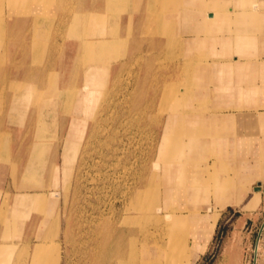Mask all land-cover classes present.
Here are the masks:
<instances>
[{"label":"rangeland","instance_id":"rangeland-1","mask_svg":"<svg viewBox=\"0 0 264 264\" xmlns=\"http://www.w3.org/2000/svg\"><path fill=\"white\" fill-rule=\"evenodd\" d=\"M55 1L41 3L43 7H39L35 12L33 6L28 3L30 0H16L14 6L11 0H0V96L4 97H0V101H3L0 102V111L3 109L0 112V242L18 243L15 264H22L21 259L31 249L27 244L34 245L44 238L51 241L45 252L48 264H52L50 261L55 263L60 253L59 264H109L108 259L109 262L115 260V256L111 257L110 250L113 248L112 253L115 250V235L119 230L124 231L121 243L127 249V257L132 253V247H136L140 240V230L152 228L156 230V235H163L162 231L143 219L138 205L149 201L151 194H158L162 190V185L151 173L156 160L160 159V163L164 164L163 157L159 158L158 149L170 113L164 107L172 100L173 95L180 92L182 86L188 90L185 84L194 81L187 68L191 69V66L198 65L211 55L205 54L204 47L194 51H181L178 46H172L173 41L169 39V33L170 36L181 34L180 21L175 23L176 28L158 30L157 27L163 25V22L157 24L145 15L147 7L151 6L152 9L161 6V2L157 0H126V5L112 10V7L96 5L102 0H77L79 5L73 7L68 5L72 1H67L63 7L57 6V0ZM127 11L129 14L136 13L140 18L134 22V17H130L128 33H134L136 26L139 31L137 35L141 37L118 40L119 42L114 44L117 55L96 64L97 76L90 77L88 86L96 92L97 107L94 117L88 118V127L80 141L75 160L72 154L68 158L69 167L72 164L73 169L67 175L63 162L64 145L70 133L72 119L75 116H84L81 110L84 103L79 94L69 98L72 105L60 101L54 119L53 115H47L40 109L38 94L44 92L43 96L50 104L53 99L59 97L56 96L58 91L68 97L64 87L69 83L71 87L78 89V75L84 74L91 64L83 42L87 39H98L100 35L119 34L121 18ZM77 12H90L92 16L88 22H81ZM109 14L112 15L108 17ZM23 16L31 19L29 29L28 22L21 21ZM15 17L20 18L19 21L16 22ZM73 17L77 20L75 18L72 27ZM102 20L104 23L100 22ZM71 27L79 28L76 31ZM10 32L12 35L8 34ZM35 33L38 34L37 39L32 36ZM87 34L95 36L84 38ZM151 36H157V49L154 47L153 38L150 41ZM114 39L117 41V38ZM27 49L42 51L28 53ZM74 49H82V52L77 54ZM101 65L107 67L101 68ZM102 75H106L103 82L100 81ZM62 76L66 77L65 82ZM28 90L31 97L25 105L27 110L24 118H20L18 112L10 114L14 95ZM196 103L199 104L197 101ZM202 103L206 102H200ZM71 106L74 109H71ZM40 118L44 123L46 121L45 135L38 133ZM40 140L49 146L45 155L46 164L26 173L30 152L36 141ZM247 154L248 152H245L241 160H229V157L223 160L234 162L241 168L247 161ZM55 164L59 168L57 186L51 183ZM247 165H251V162ZM263 171L264 167H258L255 175H261ZM222 176L226 177V174L223 173ZM40 177L45 184L38 185ZM21 183L37 186L21 187ZM256 184L255 190L253 185L250 186L249 194L241 200L242 202L237 201L240 199L238 195L241 190L236 184L227 186L225 191L219 193L228 195L224 204L215 194H211L209 200L212 207L208 215L210 217L217 214L219 217L205 251L195 264H264V181H255L254 185ZM259 189L260 201L254 205L249 204ZM35 190L47 192L45 208L47 212L53 211L41 229L43 234L38 236L44 214L33 211L29 216L24 215L25 221L20 224L19 230L15 231L20 235L16 233L15 236H5L3 212L11 206L17 192ZM55 191H59V196H52L51 193ZM30 206L32 208V205ZM15 211L19 215L17 208ZM21 218L24 220L23 215L17 217L23 221ZM31 222L35 224L32 225ZM51 231L55 233L51 234ZM129 240L134 243L131 244Z\"/></svg>","mask_w":264,"mask_h":264},{"label":"bare ground","instance_id":"bare-ground-1","mask_svg":"<svg viewBox=\"0 0 264 264\" xmlns=\"http://www.w3.org/2000/svg\"><path fill=\"white\" fill-rule=\"evenodd\" d=\"M15 1L16 0H11L13 6ZM67 1H72L70 4H68L72 7L79 5L78 3L79 1L77 0H57L56 5L63 7V5H66L68 3ZM157 1L161 2L160 3L161 6L151 9L150 8L151 3L149 2L148 6L150 7H147V13L145 12V15H147L149 19L156 21L157 24L159 22H163V25L157 27L158 30L161 29L165 31L167 28L169 29L176 28L175 23H178L179 21L182 23L183 19L188 20L190 18L197 20L200 12H202L200 11V9L203 6L211 8L212 11L207 12L211 20H216L217 17L225 18L229 15V12L220 13L219 11H216L215 9L217 6L215 5L214 2L212 3L211 1L196 2L194 5L195 8L200 4L198 10L188 8L186 5L183 4L182 0H157ZM43 2L53 3L56 1L30 0V2L28 3L31 6H33L32 9L36 12L43 7L41 4ZM242 2H244V0H242ZM105 4H106L105 7L106 6H108L109 8L112 7L111 8L112 10L115 7L118 8L119 6L122 7L123 5H126V0H110V1L106 0ZM14 8H17L16 10L19 11L18 7L15 6ZM76 14L80 17L81 22H88L92 16V13L90 12L86 14L84 12L83 13L77 12ZM241 14L243 15L244 13L241 12ZM111 15L109 14L108 17H110ZM76 17H73L74 19H72L73 21L72 27ZM14 20H16L17 22L18 18ZM100 22L104 23L103 20ZM210 24L211 23H208L207 27L210 28L211 27ZM202 25L205 26L206 24H202ZM198 26L199 25H197V28ZM1 27H2V23H1ZM78 28L76 29L72 28V29L77 31ZM12 31L13 30H11V32ZM11 32L8 34H11ZM76 35L81 36L78 35L77 33ZM88 36H95V35L87 34L84 36V38H87ZM33 38L37 39L38 34L35 33L33 35ZM114 38H117V41ZM120 39H123V37L118 36V34H114V35L111 34L109 36L100 35L98 39H92V40L87 39L85 40V42H83V45L86 47L85 50L88 52L89 59H91V64L84 71V74L78 75L77 80L80 86L78 87V89L71 87V85H69L70 83L68 84L69 86L67 85L64 87L68 93L67 98L65 95H62V92L58 91L56 96L59 97L53 99L49 104L47 103L46 98L43 96L44 92H40V94H38V105L40 109L42 110V112H44L47 115H53L54 119H56L58 112L56 108L60 101L63 100L64 101L63 104L66 102L70 103L71 100L69 98L72 95L79 94L82 98V102L84 103V107L81 108V110L84 112V116H75L72 119L70 125V133L64 145L63 162L67 175L73 169L72 164L69 167V164L67 162L68 158L70 157V154H72L73 160H75V157L80 148V141L84 136V134L86 133L88 127V118L90 116L94 117L95 109L97 107L96 92L90 89V87L88 86L90 85L89 84L90 77L97 76L95 72V69H97L96 64L107 61L110 58L117 55L116 50L114 48V44L118 43ZM169 39L173 41V43H171L172 46L175 45L178 46L177 42L174 43L175 40L173 39L172 36H170V33H169ZM242 43L243 42H240L239 46H241ZM74 50L76 51L77 54L82 52V49H74ZM27 51H29L28 53H32V52L38 53L42 51V49H27ZM198 58L199 57H197V59ZM201 62L203 61H200L198 65L191 66V69L187 68L188 74L190 73V75L194 79V81H191V83L185 84L186 86H188V90L187 89L185 90V88L182 86L180 92L176 95H173L174 97H172V100L169 101L168 104L165 105L164 107V109L167 112H170L168 114V119L166 120L164 126L165 129L163 131L158 147L159 158L163 157L164 164L160 163L161 162L159 161L160 159L158 161L156 160L154 162L155 165L153 164L154 170L151 173L153 176H156L158 182L162 185L161 188L162 190L160 191V193L158 192V194L157 193L151 194L149 196L150 197L149 201L142 200L143 202L138 205V208H140L141 216L143 217V219H145L147 223L148 222L152 223L153 225L151 226H154L156 229L158 228V230L163 232V235L162 233H161L162 236L156 235V230H153L152 228H148V229L144 228L142 229L143 232L140 230V233L138 235L140 240L138 239L139 242L136 243V247L134 246L132 247L133 251L130 254V256L127 257L128 255L125 254L127 249L125 248L124 244L121 243L124 231L119 230L115 235V237L117 238V243L115 244L116 245L115 250L113 251V253H112L113 248L110 250L111 251L110 254H112L111 257L115 256V260L112 259L111 262H109L108 259L109 264H127V263L129 264L131 263L133 264H195L199 256L205 251L207 244L215 230L216 222L219 217V215L217 214H212L210 217L208 215L211 212V207H212L211 205L212 202H210L209 200L211 194H215L216 195L215 197H217V199H219V201L224 204L225 201L227 202V199L225 198H227L228 195L226 196L219 193L225 191L227 186L231 184H236L241 190L240 194L238 195V198L240 199H238L237 201L242 202L241 200H244L247 194H249L248 190L250 186L253 185V190H255V186H257V184H260L257 183L256 185H254L255 181H257L258 179L264 181V171L262 172L261 175H255V173H257L258 167L261 166L264 167V141L263 142L260 141L261 145L258 146L253 144L249 146L240 145L237 148L235 146L233 147L227 146L226 143L232 141H229L226 138H219L218 136L215 135V132L213 131L214 128L216 127H227L226 123H228V121L229 122L233 121L231 120L232 118L226 119L225 120L226 122H224L222 125H217V123L215 124L213 119L211 118H210L211 120H209L208 122L204 120V115L202 116V114L204 112L203 109L207 108V103L200 104V102H203L200 101V96L203 94L200 88L201 85L200 83L202 82L200 80L199 77L200 74L198 71ZM68 71L70 72V74L72 73L70 68L68 69ZM68 71L65 72V74L68 73ZM45 75H47V73H45ZM65 78L64 77L62 78L63 82H65L66 80ZM2 87L4 88V86ZM30 97H31V92L29 90L24 92L21 91L17 95L15 94L14 97L12 98L13 100L10 107V114H13L14 112H18L20 118H24V115L27 110L25 105H27L26 103H29ZM2 99L0 101L1 103L3 102ZM196 101L199 102V104H197ZM70 104L72 105V103ZM0 108H2V106H0ZM71 109H74V107L71 106ZM2 110L0 112H2ZM63 112L66 111L63 110ZM2 120L4 119L2 118ZM45 123L44 120L40 118V122L38 124V133L40 135H45V133H47V128L45 126L46 125ZM204 123H208L211 125V128H209L210 130L208 131V133H205L206 127ZM1 133L2 132H0V134ZM241 142L246 144L247 140L245 139V137H243ZM256 142L257 140L255 141V144ZM48 149L49 146L45 144V141L42 140L36 141L35 145L33 146L30 152V157L25 170L26 173L27 171H30V169L35 170L36 167L38 168L45 166L46 164L45 155ZM244 151L248 152V154H252L253 161L251 162V165H247L250 162L247 160L245 165L239 168V165L234 164V162H228V161L226 162L225 160H223L224 157L226 158L229 157V160H232L233 158L235 159L237 158L238 160H241L240 158H242V156L245 154ZM53 169L54 171L51 175L52 176L51 183L54 184V186H57L59 185L58 165L55 164V167ZM247 170L251 171L250 174L251 177H245L246 175L244 173ZM223 173L226 174V177L222 176ZM28 178H29V174H28ZM30 181L32 182V180ZM251 182H253V184H251ZM43 184H45V181H43V179L40 177L38 181V185H43ZM31 186H37V185H26L21 183V187H31ZM68 189L66 190L68 191ZM46 193H47L46 191L35 190V191H21L15 194V196L13 197V201L11 202V206L7 207L6 210L3 212L2 221H3V228L5 229L4 231L5 236L7 237H10L12 235L15 236L17 233L15 231L19 230L20 224H22L25 221V216L31 215L33 211L44 214L42 220L40 221L38 236H41L43 234L41 232V229L43 228V225L47 223L48 217L51 216V214L53 213V211L47 212V209L45 208L46 195H47ZM51 194L53 197L59 196V191L52 192ZM260 194H261V189H259L255 193V196H253L250 199L249 204L254 205L258 203L261 199ZM159 197L161 198L159 199ZM53 201L57 202L55 199H53ZM216 204H218V200L216 201ZM30 205H32V208ZM16 208L19 211V215L18 212L16 213L15 211ZM22 215L24 217V220L23 218H21L23 221L17 219V217H22ZM110 217H112V213ZM91 218L93 219V217ZM53 223H51L53 225V226L51 225L52 227H54V224H56ZM53 232L51 234H53ZM130 232L133 231L130 230ZM58 233H56V235ZM17 234L20 235V233ZM127 234H129V232ZM128 242H130L131 244L134 243L132 240H129ZM50 245H51V241L45 238L40 239L34 245L27 244V247L29 248L31 247V249H29V251L26 252V256L21 259V261H23L22 264H48V261H46L45 258V252L50 247ZM17 246H18L17 242H0V264H15L14 262L16 261L15 255L17 252ZM88 251L89 250H87V252ZM60 260H61V253L59 254L55 263L51 261L50 263L59 264Z\"/></svg>","mask_w":264,"mask_h":264},{"label":"crops","instance_id":"crops-1","mask_svg":"<svg viewBox=\"0 0 264 264\" xmlns=\"http://www.w3.org/2000/svg\"><path fill=\"white\" fill-rule=\"evenodd\" d=\"M199 1L214 2L216 11L229 12L225 18L217 17L216 20H211L206 13L212 11L211 8L203 6L197 20L183 19L182 23L180 22L181 34L172 36L181 51H194L204 47L205 54L211 55L205 58L198 68L202 82L200 88L203 90L200 101L206 102V109H209L203 112L202 116L204 115L206 122L213 119L217 125H222L226 119L232 118L233 121L226 123L227 127H216L213 131L219 138L232 141L226 143L227 146L237 148L240 145H261L264 141V0H244L245 3L241 0H182L184 5L194 10L200 7V4L196 8L194 6ZM98 4L105 6V0L96 5ZM131 16L134 17V22L140 20L136 13H124L118 36L141 37L137 35L136 26L134 33H128ZM30 20V17L21 18L23 23L28 22V29ZM208 23H211L210 28L207 27ZM196 24L199 25L198 28ZM151 39L157 49V36H151L150 41ZM240 42H243L241 46ZM103 67L101 65V68ZM105 76H100V81H105ZM204 124L205 133H208L211 125ZM243 137L247 140L246 144L241 142ZM245 157L246 160L253 161L252 154ZM224 159L226 160V157ZM244 174L245 177H251L250 170ZM258 181L263 182L260 179L256 182Z\"/></svg>","mask_w":264,"mask_h":264}]
</instances>
